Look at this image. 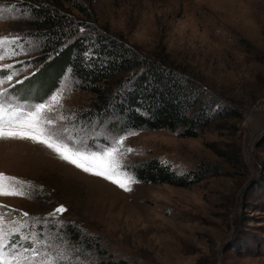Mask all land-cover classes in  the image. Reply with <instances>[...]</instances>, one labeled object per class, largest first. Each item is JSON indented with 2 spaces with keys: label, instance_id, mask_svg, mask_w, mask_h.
<instances>
[{
  "label": "rangeland",
  "instance_id": "rangeland-1",
  "mask_svg": "<svg viewBox=\"0 0 264 264\" xmlns=\"http://www.w3.org/2000/svg\"><path fill=\"white\" fill-rule=\"evenodd\" d=\"M83 1L89 15L73 6L68 11L148 56L167 54L214 94L220 108L227 104L239 115L214 120L196 136L168 128H121L111 123L116 116L87 117L93 94L78 87L69 68L55 72L50 86L37 93L30 78L44 63L43 45L39 37L20 31L32 17L26 0H0V37H20L0 49L18 53L0 60V66L13 65L0 67V73L19 72L0 88L38 103L67 74L62 103L69 120L63 123L75 124L74 138L86 137L92 147L135 131L125 141L134 149L125 157L130 166L156 157L184 173L207 159L221 163L224 172L178 185L142 182L130 167L138 183L128 192L84 173L42 144L0 140V172L37 186L24 185L26 196H0V205L7 206L0 208L5 231L27 225L23 234L42 238L35 245L39 255L28 264H48L62 253L73 264H96L92 248L70 241L68 224L83 237L100 240L114 257L143 264H264V0ZM60 205L67 211L50 216ZM20 235L13 232L6 243ZM31 244V239L19 240L23 247Z\"/></svg>",
  "mask_w": 264,
  "mask_h": 264
},
{
  "label": "trees",
  "instance_id": "trees-1",
  "mask_svg": "<svg viewBox=\"0 0 264 264\" xmlns=\"http://www.w3.org/2000/svg\"><path fill=\"white\" fill-rule=\"evenodd\" d=\"M26 1L32 5V17L19 25L20 31L39 37L43 45L44 63L30 78V87L37 93L44 91L55 72L63 74L70 68L78 87L93 94L87 117L102 121L116 116L111 123L121 128H168L196 136L214 120L239 115L227 104L220 108L214 94L167 54L165 58L148 56L117 34L89 27L86 19L69 12L73 6L89 15L83 0ZM82 27L84 32L79 31ZM86 52L91 53L90 59L85 57ZM131 169L142 182L178 185L224 172L221 163L204 159L198 169L179 173L156 157L133 164ZM65 232L72 243H83L94 250L96 264H143L114 257L100 240L83 237L73 225H66Z\"/></svg>",
  "mask_w": 264,
  "mask_h": 264
},
{
  "label": "snow or ice",
  "instance_id": "snow-or-ice-1",
  "mask_svg": "<svg viewBox=\"0 0 264 264\" xmlns=\"http://www.w3.org/2000/svg\"><path fill=\"white\" fill-rule=\"evenodd\" d=\"M79 31L84 32V29L80 28ZM18 39H20L19 36L0 37V49H4L6 45L14 43ZM7 55L15 56L18 53L12 49L0 52V60H4ZM85 57L90 59L91 53L86 52ZM0 67L8 70L13 69L11 63ZM67 72L70 73L71 69L69 68ZM18 75V71H12L11 74L0 73V85L13 81L14 77ZM27 78L26 76L25 79ZM68 79L69 76L66 74L64 83L50 96L38 103L30 102L26 97L18 95L15 90L9 92L8 88H0V140H29L42 144L56 153L60 159L84 173L104 178L124 191H132L133 185L138 181L130 171L131 166L125 162V157L134 152V149L126 148L125 141L137 133L129 131L125 135L111 138L110 143L106 145L92 147L88 145L86 137L74 138L72 129L75 128V124L69 128L63 123L69 120V117L64 114L62 103L68 90L66 83ZM15 83L22 84L23 81L16 80ZM12 87L14 89V85ZM24 185H28L29 190L37 188L30 181H20L17 177L0 172V196H26L28 192L25 191ZM3 207L7 206L0 205V208ZM66 211L65 206L60 205L49 215L55 217ZM22 215L26 217L29 214L24 212ZM23 227H27V225L6 232L3 227V214L0 213V264H28L31 259L39 255L35 245L41 243L42 238L34 232L23 234ZM13 232L21 233V235L9 245L6 241ZM29 239L32 241L29 247L19 245V240ZM70 247L74 246L70 245ZM28 253L32 255L29 256ZM48 264H73V259L66 253H62L58 258L50 260Z\"/></svg>",
  "mask_w": 264,
  "mask_h": 264
}]
</instances>
